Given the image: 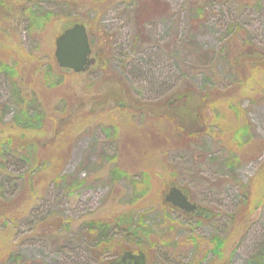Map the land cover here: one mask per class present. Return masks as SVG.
Instances as JSON below:
<instances>
[{
	"label": "rangeland",
	"instance_id": "1",
	"mask_svg": "<svg viewBox=\"0 0 264 264\" xmlns=\"http://www.w3.org/2000/svg\"><path fill=\"white\" fill-rule=\"evenodd\" d=\"M27 1L9 0L0 16V60L16 65L23 107L42 123H16L17 89L1 74L0 264H111L139 246L146 264H247L264 244V65L243 75L224 57L248 43L264 52V0H161L169 11L74 0L35 33ZM77 22L94 58L80 73L55 57L56 38ZM205 82L224 99L197 106ZM172 186L203 213L167 204ZM120 217L135 227L142 218L143 245L121 231L122 249L94 248L89 222Z\"/></svg>",
	"mask_w": 264,
	"mask_h": 264
},
{
	"label": "trees",
	"instance_id": "2",
	"mask_svg": "<svg viewBox=\"0 0 264 264\" xmlns=\"http://www.w3.org/2000/svg\"><path fill=\"white\" fill-rule=\"evenodd\" d=\"M8 1L9 0H0V16H2V14H5L4 10L9 4ZM63 1H64L63 4L58 3L60 5L55 4L52 7L51 5L44 7L42 3L40 4V0H38L37 2H34V0H28L25 4H22L21 10H22V14L26 16L25 20L27 21V29L31 33L32 32L35 33V32H38L40 29H43V28H46L52 25L58 18L62 17L65 6L69 5V8H70L71 5L74 3V0H63ZM143 1H145L146 3L148 2L147 4L149 5L155 6L160 11L162 9L165 11H169V6L161 0H143ZM235 26H232L230 28V31H229L230 34L234 33L233 31H234ZM187 45L186 47L191 46V44H189L188 46ZM191 47H192L191 50L195 48L194 46H191ZM195 51L198 53H202L199 51V48H196ZM224 58H226L228 62H231L232 65L238 61L239 65H237V68L240 70V72L243 75L246 73L247 66H250L251 69H256L258 67L256 66V64L260 63L261 66L264 65L262 64V62L264 61V52L259 47H257V45H254L251 43H248V45L246 46L242 44V45H237L236 47L234 46L230 48L229 53ZM3 73L6 74V76L10 78L13 87L17 89V92L14 93V100L17 103L15 101L14 102L15 104H17L19 108V113L17 117L20 116L21 114L22 115L21 117H23V119L21 121H16V123L20 127L25 128V129L40 128L42 122L39 121V119L35 118L37 117L36 115L32 116L29 113V110L23 107V105L26 104L27 102L26 98L21 92V89L20 88L18 89L17 80L13 79V78H16L18 75L17 74L18 70H17L16 65H12L4 60H0V75ZM203 85L204 86L200 88L201 91L198 92L199 94L198 99L200 100V102L199 104L197 103L198 104L197 106H199L200 103L206 106H208L209 103H213L212 105H215L219 102L221 98L224 99V97L226 96V93L223 94L218 89L212 90V88H210V86L207 85V82H205ZM193 90L195 89L192 88V90L190 91L192 92ZM183 92L185 93V91ZM184 93L183 94L180 93V96L177 97V99L175 100L181 99V97L184 98L185 96ZM189 100L190 98H188L187 101ZM179 106L180 108H182L183 104L182 105L180 104ZM193 110H195L194 106L191 107V112ZM186 111L185 113L187 114ZM183 116H188V115H183ZM247 131L248 130L246 127H242L238 132H236V136L242 137L243 134L246 133ZM8 141L12 142L13 141L12 137H9ZM4 152L6 156L8 154L7 150H4ZM166 203L169 204L172 208H175L171 203H168V202ZM140 222H141V225L139 227L138 226L135 227L132 221H129V219H127L126 221L123 217H120V219H116V220L114 219L110 221H105V220L103 221L100 219L92 220L88 224L87 233L93 232L94 234H97V241L96 242L92 241L90 243L92 244L94 248L96 249L99 248V250L101 249L102 252L103 251L105 252L107 250L122 249L123 248L122 246H126L127 242H123L122 240L115 241L114 238L119 233H121V231H124V232H127L124 237L125 239L129 240L128 232H130L133 236L134 243L143 245L141 238L147 237L149 234V231L146 228H144V223L142 221V218ZM105 237H108V238H105ZM212 243L214 245L215 250H219L220 247L224 246L225 242H224V239H222L221 237L215 236L212 239ZM139 247L144 249L143 246H139ZM145 250H146L147 255L151 256L150 251L147 252L146 248ZM247 264H264V244L259 250H257L252 255V257L249 259Z\"/></svg>",
	"mask_w": 264,
	"mask_h": 264
},
{
	"label": "water",
	"instance_id": "3",
	"mask_svg": "<svg viewBox=\"0 0 264 264\" xmlns=\"http://www.w3.org/2000/svg\"><path fill=\"white\" fill-rule=\"evenodd\" d=\"M92 51L88 28L83 22L75 23L56 38L55 57L62 68L71 69L77 73L86 71L94 62L91 57ZM165 200L186 212H193L198 207L177 186L169 190Z\"/></svg>",
	"mask_w": 264,
	"mask_h": 264
},
{
	"label": "flooded vegetation",
	"instance_id": "4",
	"mask_svg": "<svg viewBox=\"0 0 264 264\" xmlns=\"http://www.w3.org/2000/svg\"><path fill=\"white\" fill-rule=\"evenodd\" d=\"M189 196V195H188ZM189 198L191 199V197L189 196ZM203 213V207L201 205H199L198 209H196L194 212L189 213V214H197L200 215ZM207 215L209 213H206ZM140 248V247H139ZM142 249V248H140ZM117 250V249H116ZM143 250V249H142ZM132 251L130 249H127L126 252L124 254H120V256H118L114 262H112L111 264H127V263H132V264H146V259H145V253L144 251ZM119 253V251L117 252ZM140 256H142V260L140 262Z\"/></svg>",
	"mask_w": 264,
	"mask_h": 264
}]
</instances>
